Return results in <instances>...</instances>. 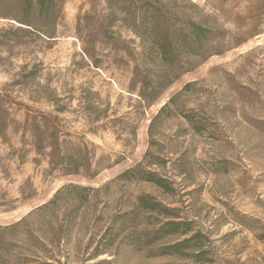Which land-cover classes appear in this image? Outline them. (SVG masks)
<instances>
[{
  "label": "rangeland",
  "instance_id": "obj_1",
  "mask_svg": "<svg viewBox=\"0 0 264 264\" xmlns=\"http://www.w3.org/2000/svg\"><path fill=\"white\" fill-rule=\"evenodd\" d=\"M192 1L205 8V14L216 15L222 36L232 41H241L249 30L259 34L182 75L142 116L135 98L125 92L127 77L121 71L100 54V69L81 56L82 45L74 29L76 18L94 6L90 0L65 1L60 36L54 42L28 37L20 47L6 42L0 48V105L8 125L12 121L21 124L26 114L56 116L62 135L87 146L91 168L97 172L92 180L49 174L43 158L27 147L21 150L20 135H13L11 126L0 135V227L46 204L64 185L97 190L87 194L84 204L60 198L55 224L47 213L33 216L17 231L0 230V264H94L102 260L112 264H264V0H218V13L206 0ZM10 4L0 0V30L13 24L7 20L16 15ZM33 66L36 80L20 79ZM186 84L191 86L182 92ZM38 89L54 90L62 112L54 113V106L44 100L33 103ZM176 94L174 104L148 131L151 118ZM89 99L105 110L108 121L116 122L91 126L88 120L93 116L84 110ZM94 127L101 128L90 134L88 130ZM135 166L137 176L153 172L167 180L172 190L165 193L142 180L117 179ZM140 195L173 209L175 216L166 219L137 210L139 231L172 220L187 225L185 234L166 236L150 249L130 246L134 237L122 239L121 234L108 254L87 261L113 217L129 209ZM14 200L16 209L5 212ZM24 231L39 234L45 241L41 246L33 241L20 246L21 257V250H13L8 240L25 236ZM194 233L200 234L198 244L192 243L180 255H149L155 247Z\"/></svg>",
  "mask_w": 264,
  "mask_h": 264
},
{
  "label": "trees",
  "instance_id": "obj_2",
  "mask_svg": "<svg viewBox=\"0 0 264 264\" xmlns=\"http://www.w3.org/2000/svg\"><path fill=\"white\" fill-rule=\"evenodd\" d=\"M10 5L16 10V15L7 18L13 22L5 29L0 30V48L6 42L12 46H22L23 40L31 39L42 43H52L58 39L59 22L62 18V6L66 0H9ZM229 3L231 0H223ZM94 5L91 10L76 18L75 38L80 42L81 56L89 61L94 69H100L97 56L107 58L117 70L127 77L125 92L129 97H134L141 109V116L146 109L153 106L163 93L182 75L199 67L207 59L213 56H221L227 51L240 46L259 32L249 30L241 41H232L229 37L222 36L221 28L217 22V16L205 14V8L200 7L192 0H90ZM218 0H206L214 13H218L215 3ZM100 7V9H97ZM25 66H22V70ZM36 67L21 78L36 80ZM190 84L184 85L182 92L190 88ZM33 103L44 100L50 106H54V113H61L59 107L61 99L56 97L55 91L50 89H38L35 91ZM179 94L168 99L150 120L148 131L165 111L172 106ZM43 96V97H41ZM92 97H97L92 94ZM84 110L90 114L88 120L91 126L98 122L115 123L105 115V110H99L98 105H93L91 99L87 101ZM190 121L188 116L184 117ZM56 116L39 114L31 116L26 114L24 121L18 124L11 122V127L4 119L0 105V135L9 127L13 135H20L21 150L29 148L37 157L46 161L49 174H58L60 178L82 177L92 180L96 170L92 169L91 159L86 152L83 143L71 142L70 135H62ZM98 128L88 130L95 134ZM130 135L134 139V128ZM68 139V140H67ZM71 147V148H70ZM70 151H69V149ZM22 162V158L18 157ZM138 168H128L121 172L118 180L128 181L132 179L151 183L165 193L172 189L167 180L157 176L153 172L138 175ZM33 192V191H31ZM97 190L90 187H80L75 184H67L58 189L51 200L46 204L31 210L26 216L15 223L0 227L1 231H17L25 227L33 216L49 214L52 223L57 222L56 211L59 201H77L79 204L87 202L88 195ZM20 201L24 200L21 195ZM133 204L121 214L113 217L110 227L96 242L93 251L88 255L87 261L94 260L98 256L108 254L109 249L115 244V238L131 239L130 246L137 248H153L154 243L166 236H183L187 230L185 223L172 220L160 221L156 227L138 230L135 212L140 210L145 213H155L166 219L174 218V210L162 206L148 195H140L133 199ZM14 201L9 202V208L5 212L16 209ZM115 233H112V232ZM25 236H13L8 240V246L20 251L28 242L36 245H44L45 239L36 233L24 231ZM23 234V235H24ZM22 235V234H21ZM200 234L194 233L191 237L182 241L155 247L149 251L150 256L180 255L183 249L193 243L198 244ZM47 240V239H46ZM130 240V239H129ZM21 246V247H20ZM135 248V247H134ZM139 250V249H138ZM19 255L24 257L22 250ZM114 257V256H113ZM115 259V258H114ZM113 261H99L94 264H112Z\"/></svg>",
  "mask_w": 264,
  "mask_h": 264
}]
</instances>
